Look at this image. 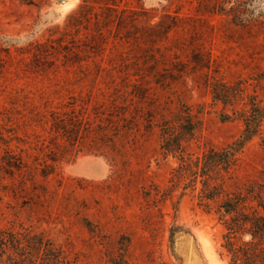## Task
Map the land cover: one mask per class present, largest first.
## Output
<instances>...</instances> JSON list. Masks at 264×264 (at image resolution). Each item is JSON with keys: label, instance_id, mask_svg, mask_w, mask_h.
<instances>
[{"label": "rangeland", "instance_id": "1", "mask_svg": "<svg viewBox=\"0 0 264 264\" xmlns=\"http://www.w3.org/2000/svg\"><path fill=\"white\" fill-rule=\"evenodd\" d=\"M0 36L22 41L0 52V228L44 231L68 264H228L214 204L178 168L264 103V0H0ZM25 37L61 47L34 57ZM86 155L103 178L63 173ZM221 174L264 201V122Z\"/></svg>", "mask_w": 264, "mask_h": 264}, {"label": "trees", "instance_id": "2", "mask_svg": "<svg viewBox=\"0 0 264 264\" xmlns=\"http://www.w3.org/2000/svg\"><path fill=\"white\" fill-rule=\"evenodd\" d=\"M245 6L252 14L253 8L250 3H246ZM88 8L87 2L77 12L69 15L68 21L73 20V25L78 28L80 20L74 19V15L85 16ZM21 42L18 38L0 36V52L10 55L12 48L20 51ZM23 43L29 52L32 51L34 57L48 56L61 47L58 43L57 47L50 45L48 46L50 49H45L46 42L35 43L27 37ZM240 119L242 129L236 137L218 148L206 150L200 159L194 162L181 161L178 171L180 175H187V179L191 178L193 186H196L197 181L201 183L198 193L199 206L208 209L214 204V213L224 229L221 247L228 264H264V201L259 194L254 197L256 201H250L247 192H227L221 174L228 172L244 147L260 133L264 122V103L250 102L248 109L240 115ZM54 120L55 129L71 139L69 132L72 129L69 126H72L73 121L67 123L57 116H54ZM168 128L167 126V132L162 134L161 148L165 152H175L179 143L173 140L174 143H170L173 137L168 133ZM75 134L78 132L75 131ZM97 152L108 159L107 155ZM2 158L8 168H19L21 165L19 159ZM0 264L68 263L61 246L44 231L19 225L18 228H0Z\"/></svg>", "mask_w": 264, "mask_h": 264}, {"label": "water", "instance_id": "3", "mask_svg": "<svg viewBox=\"0 0 264 264\" xmlns=\"http://www.w3.org/2000/svg\"><path fill=\"white\" fill-rule=\"evenodd\" d=\"M62 171L67 175L96 180L105 176L106 164L100 156L86 155L77 157L73 162L66 164Z\"/></svg>", "mask_w": 264, "mask_h": 264}]
</instances>
